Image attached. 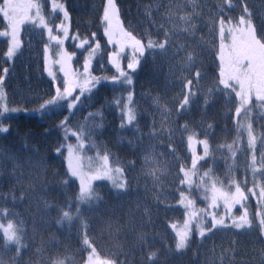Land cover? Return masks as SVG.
<instances>
[{"label":"trees","instance_id":"1","mask_svg":"<svg viewBox=\"0 0 264 264\" xmlns=\"http://www.w3.org/2000/svg\"><path fill=\"white\" fill-rule=\"evenodd\" d=\"M32 1L38 12L22 20L10 59L0 16V208L12 215L0 223H25L20 245L0 246V264H84L91 251L111 264H264V99L244 96L247 64L235 51L246 25L264 46V0H110L142 47L117 63L107 0ZM63 51L75 74L94 80L72 98L55 68ZM129 109L135 119L126 122ZM190 135L200 155V141L208 146L195 170ZM68 143L81 163L104 159L125 187L93 179L98 199L80 204ZM210 182L238 198L217 218ZM188 212L195 217L181 238Z\"/></svg>","mask_w":264,"mask_h":264},{"label":"rangeland","instance_id":"2","mask_svg":"<svg viewBox=\"0 0 264 264\" xmlns=\"http://www.w3.org/2000/svg\"><path fill=\"white\" fill-rule=\"evenodd\" d=\"M54 5L61 11L64 20H66L67 18L65 16V12L61 8V6L57 3H55ZM30 10L34 12L33 14H37L38 12L37 5L32 0H6L2 4H0V16L8 24V27L2 30V35L6 37L8 41V48L6 52V58L8 59L12 57V55L20 45L19 32L22 20L34 18V16L29 12ZM104 10V21L108 28L111 43L115 47L116 55L114 56L113 62L117 63L119 59L118 56L124 52L128 51L132 55L135 52H140L142 48L141 45L137 43L130 35L126 34L120 27L116 10L110 0H107ZM62 29L64 32H66V29H64V27ZM236 33L235 45L237 46L235 47V51H237L239 55L238 60L243 62L245 61L247 64V72L245 76H243L242 82L240 84L241 90L245 97L254 95V97L257 99H264V46L256 43L253 37L252 29L249 25H246L242 29H237ZM133 65L134 60L130 62V66L132 67ZM55 68L56 70L61 71L66 78V85L63 90L64 97L72 98L73 94L76 93V90L82 92L87 90L88 88H91L94 84V80H91V77L90 75H88L86 70H84L81 75L74 73V70L70 63V56L64 51L58 53L57 59L55 61ZM225 71L228 73L227 70ZM123 76L124 74L120 75L122 79L124 78ZM68 102L69 105L72 103L71 100H69ZM123 112L125 114L127 113L125 110ZM188 142L189 141L187 138V144L190 147V142ZM198 147H200V145L194 138L191 145V151H194L197 157L206 156L204 150L200 155V153L198 152L199 150H197ZM65 161L67 169L71 175L72 171L77 167L79 168L81 175L85 178H92L95 177V175H103L105 172L110 171V174L113 177H119V179H117L116 181L121 182L119 174L109 170L107 168L106 161L102 158H98L94 164L89 161L86 162V160L81 163L78 152L75 150V148L70 146L69 143L65 145ZM82 165H84V168H82ZM188 172L190 178L191 170H189ZM75 179L77 180L80 187V180L77 178ZM110 184L114 186L112 182H110ZM210 186L209 208L210 211L214 210L210 213V215L215 213L214 216L215 218H217V215L221 214L223 216V213L228 211L230 206L235 205L238 198L233 191H228L226 189H224V193H214L213 190L215 188H221L214 182H210ZM213 199L216 200V205L212 204ZM188 213L190 215L186 218L184 224L177 228V235L181 238H183L186 233L185 227H189L195 217H192V214L190 212ZM213 220L216 219L213 218ZM180 237H178V241L181 240ZM93 252L94 251H91L88 256ZM99 259L101 261H105L101 258ZM86 261L84 262V264H86Z\"/></svg>","mask_w":264,"mask_h":264},{"label":"snow or ice","instance_id":"3","mask_svg":"<svg viewBox=\"0 0 264 264\" xmlns=\"http://www.w3.org/2000/svg\"><path fill=\"white\" fill-rule=\"evenodd\" d=\"M164 45H161V48H163ZM131 83V80L129 81ZM132 96H129V101H131ZM117 103L119 101H116ZM126 115V122H131L133 119H135V117L132 115L131 110L129 109V111L125 114ZM194 137L192 135H190L188 137V141L190 142V149H191V145L193 142ZM200 143L203 144L204 146V152L205 155H207V142L206 141H200ZM203 159V157H197L195 152L193 151V155H192V169L195 170L196 166H197V162L198 160ZM186 166H181L180 168V172L183 173L184 175V179L181 181V183H190L189 181V172L185 170ZM117 171L119 172L120 169H117ZM193 174H195V172L193 171ZM72 176L79 179L80 180V192L79 195L77 197V200L80 204H83L85 202H88L92 199H98V196H94L93 194V189H92V180L96 179V178H104L109 180L110 182L113 183V185L117 188H124L125 187V183L123 182V180H121V182L119 184H116V180L119 179V177H113L109 172H105L103 174L102 177H92V178H85L84 176L81 175L79 168L77 167L76 169H74L72 171ZM65 183H67V180L65 181ZM204 186V185H201ZM214 193H224V189L221 188H215ZM181 204L185 205V200L187 199L183 192H181ZM192 202L190 200L187 201L186 206L187 207H191ZM212 204L216 205V200L213 199L212 200ZM11 210L8 208H0V215H5L8 217L10 216ZM80 214L79 212V207L77 208L76 212H75V216L73 215L71 208H69L68 210H63V215L61 217L60 220H58V223H60L61 221H71L73 220L76 216H78ZM193 216L195 215V213H191ZM222 223V221H221ZM25 231V223L22 220H9V222L5 223H0V246L3 245H11V244H17L20 245L21 244V240H22V236L23 233ZM86 235V233H85ZM186 241L181 239L178 244L177 247L178 248H183L185 246ZM83 245L88 248L90 247V240L85 238L83 240ZM22 246H26V245H22ZM86 264H109V262L107 261H101L95 254V252L91 253L86 261Z\"/></svg>","mask_w":264,"mask_h":264}]
</instances>
